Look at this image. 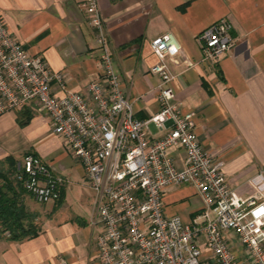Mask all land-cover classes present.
I'll list each match as a JSON object with an SVG mask.
<instances>
[{"label":"crops","instance_id":"obj_1","mask_svg":"<svg viewBox=\"0 0 264 264\" xmlns=\"http://www.w3.org/2000/svg\"><path fill=\"white\" fill-rule=\"evenodd\" d=\"M116 67L124 89L135 100L136 115L147 118L160 110L151 72L158 58L151 41L173 33L182 45L166 60L177 75L174 103L195 110L197 134L209 151L224 160L229 185L242 196L264 189V0H98ZM0 16L31 53L43 56L53 71L62 72L70 89L81 90L100 76L99 51L85 13V0H0ZM227 18L233 23L234 44L217 62L203 59L201 33ZM31 119L21 124L15 110L0 115V161H19L34 153L67 180L60 201L46 206L29 193L28 209L40 230L20 240L0 237V264H99L97 238L102 226L91 221L97 193L80 161L53 131L49 116L27 106ZM171 122L168 126H171ZM166 130L149 125L159 139ZM177 167L185 154L171 149ZM168 215L189 221L204 210L190 185L172 186L164 193Z\"/></svg>","mask_w":264,"mask_h":264},{"label":"built area","instance_id":"obj_2","mask_svg":"<svg viewBox=\"0 0 264 264\" xmlns=\"http://www.w3.org/2000/svg\"><path fill=\"white\" fill-rule=\"evenodd\" d=\"M85 13L101 70L81 90L70 89L65 75L31 53L0 16V115L34 106L49 116L53 131L80 161L97 193L91 223L103 228L97 238L99 264H264V189L237 194L227 182L224 160L199 140L198 113L172 103L177 75L166 55L182 49L176 35L151 41L158 58L151 72L162 79L161 106L140 118L116 67L98 0H85ZM232 29L222 18L201 33L205 61L217 62L230 50ZM150 124L165 134L152 138ZM173 148L184 152L183 168L177 167ZM16 178L40 203L58 201L67 182L31 152L18 161ZM180 185L193 186L204 204L189 221L166 213L164 193Z\"/></svg>","mask_w":264,"mask_h":264},{"label":"trees","instance_id":"obj_3","mask_svg":"<svg viewBox=\"0 0 264 264\" xmlns=\"http://www.w3.org/2000/svg\"><path fill=\"white\" fill-rule=\"evenodd\" d=\"M22 110L18 121L23 125L32 115L26 107ZM17 163V159L12 156L0 161V237L7 236L8 232L10 235L7 237L13 240L36 235L40 230L35 221L36 214L28 209L25 202L28 192L16 178Z\"/></svg>","mask_w":264,"mask_h":264},{"label":"rangeland","instance_id":"obj_4","mask_svg":"<svg viewBox=\"0 0 264 264\" xmlns=\"http://www.w3.org/2000/svg\"><path fill=\"white\" fill-rule=\"evenodd\" d=\"M37 202H38V201H37ZM46 204H48V203H40V202H38V205H40V206H46ZM37 220L39 221V219H38V218H36V220H35V221H36V223H38V222H37Z\"/></svg>","mask_w":264,"mask_h":264}]
</instances>
